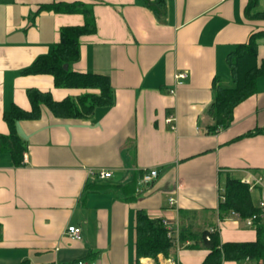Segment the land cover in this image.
<instances>
[{
    "label": "crops",
    "instance_id": "1",
    "mask_svg": "<svg viewBox=\"0 0 264 264\" xmlns=\"http://www.w3.org/2000/svg\"><path fill=\"white\" fill-rule=\"evenodd\" d=\"M50 1L0 0V135L9 133L3 112L12 104L31 109L28 89L56 101L97 92L57 87L49 73L24 72L50 53L61 27L84 22L81 13L39 9ZM81 1L92 4L96 29L79 37L70 69L107 75L113 103L83 119L56 117L43 107L37 118L16 121L26 148L19 166L0 150V264H141V258L168 264L161 253L137 258L138 209L178 221L184 244L195 245H172L168 254L178 264L202 263L208 250L197 237L203 230H217L221 242L254 241L255 226L221 213L219 203L227 177L264 176V73L254 93L233 108L228 126L210 132L208 109L216 88L229 85L227 54L252 30H264L256 15L264 0L248 13L250 0ZM256 43L260 64L264 35ZM179 71L186 76L170 93ZM170 113L174 130L166 122ZM149 168L158 176L139 186ZM96 169L111 176L98 179L90 174ZM251 196L257 205L258 187ZM67 225L80 226L78 239L65 234Z\"/></svg>",
    "mask_w": 264,
    "mask_h": 264
},
{
    "label": "trees",
    "instance_id": "2",
    "mask_svg": "<svg viewBox=\"0 0 264 264\" xmlns=\"http://www.w3.org/2000/svg\"><path fill=\"white\" fill-rule=\"evenodd\" d=\"M255 0H250L246 13ZM57 12L81 13L84 16L82 25L63 26L59 30V40L47 55L37 57L24 69L27 73H49L57 87L95 89L97 92H85L77 97H66L54 100L49 92L28 89L27 97L31 109L23 110L12 104L3 112L9 133L0 135V150L11 154L16 166L22 164L25 145L16 132L15 123L20 119L37 118L43 107L54 116L62 118H88L97 106L108 107L113 103L112 86L107 75L92 72H79L70 69V63L78 58L79 37L93 33L96 29L92 4L81 0H52L39 5ZM264 19V12L256 14ZM264 35V30H252L248 40L237 43L227 54V65L230 69L228 86H218L208 113L213 123L208 127L210 132L228 126L232 121L233 108L242 100L254 93L257 78L264 73V59L257 63L256 40ZM67 64V69L64 68ZM260 131L257 129L254 132ZM106 185H99V187ZM128 193L135 190L130 182ZM219 210L221 213H232L244 219L259 211L253 203L248 184L237 178L227 177L221 194ZM256 239L244 242H221L217 230H203L197 237L200 246L208 250L201 264H223L235 262L240 264H264V226L256 222ZM135 251L139 257H156L161 253L167 255L172 241L166 236V230L160 218H150L142 209L136 211ZM1 237V225H0ZM186 234L179 229V246L189 248L195 245L184 244ZM196 245V241H194Z\"/></svg>",
    "mask_w": 264,
    "mask_h": 264
},
{
    "label": "built area",
    "instance_id": "3",
    "mask_svg": "<svg viewBox=\"0 0 264 264\" xmlns=\"http://www.w3.org/2000/svg\"><path fill=\"white\" fill-rule=\"evenodd\" d=\"M186 76V73L184 71H179L174 74L175 85L169 89L170 93H175L176 86L183 83V78ZM166 122L169 124L171 129H176V115L175 113H170L166 117ZM26 161V156L24 157V160ZM94 177L98 179H106L111 176V172L106 169H96L90 172ZM158 176V170L156 168H149L145 169L141 172L140 178H139V186H148L150 185L153 180ZM245 182L248 184L249 190L252 191L256 187L259 188V199H258V207L259 211L257 213L252 214L249 217L244 218V222L246 225L255 226L256 222L264 226V176L258 175L256 177H253L251 179L245 180ZM177 204L176 198L174 196H170L168 198V205L171 208H175ZM236 215V214H235ZM239 217V215H236ZM162 225L164 226L166 230V236L172 241L173 246L179 247V224L176 220H170L168 218L162 217L160 218ZM213 230V229H212ZM81 228L80 226L76 225H67L65 228V234L72 238V239H78L80 237ZM168 264H178L176 263L175 259L172 257L166 258ZM74 264H91L85 260L79 259L75 261ZM142 264H145L142 262Z\"/></svg>",
    "mask_w": 264,
    "mask_h": 264
},
{
    "label": "rangeland",
    "instance_id": "4",
    "mask_svg": "<svg viewBox=\"0 0 264 264\" xmlns=\"http://www.w3.org/2000/svg\"><path fill=\"white\" fill-rule=\"evenodd\" d=\"M255 195V194H254ZM253 195V199H255V196ZM141 258V257H140ZM166 258H169V254L166 255ZM141 260V264L143 262L142 258L140 259Z\"/></svg>",
    "mask_w": 264,
    "mask_h": 264
},
{
    "label": "water",
    "instance_id": "5",
    "mask_svg": "<svg viewBox=\"0 0 264 264\" xmlns=\"http://www.w3.org/2000/svg\"><path fill=\"white\" fill-rule=\"evenodd\" d=\"M64 68L67 69V64H64Z\"/></svg>",
    "mask_w": 264,
    "mask_h": 264
}]
</instances>
